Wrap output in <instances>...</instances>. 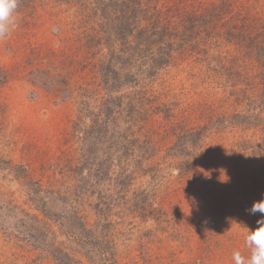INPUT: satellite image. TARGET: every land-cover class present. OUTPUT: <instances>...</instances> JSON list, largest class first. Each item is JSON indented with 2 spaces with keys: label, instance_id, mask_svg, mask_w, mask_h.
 I'll use <instances>...</instances> for the list:
<instances>
[{
  "label": "rangeland",
  "instance_id": "obj_1",
  "mask_svg": "<svg viewBox=\"0 0 264 264\" xmlns=\"http://www.w3.org/2000/svg\"><path fill=\"white\" fill-rule=\"evenodd\" d=\"M120 1L99 5L114 18ZM95 3L18 0L0 39V264L250 256L244 232L261 214L246 209L264 193V0H139L142 22L122 41L97 28ZM192 11L170 53L139 42L155 18L182 33ZM108 61L118 76L104 83Z\"/></svg>",
  "mask_w": 264,
  "mask_h": 264
},
{
  "label": "trees",
  "instance_id": "obj_2",
  "mask_svg": "<svg viewBox=\"0 0 264 264\" xmlns=\"http://www.w3.org/2000/svg\"><path fill=\"white\" fill-rule=\"evenodd\" d=\"M97 5H95L92 10L90 11L89 16L93 17L96 15H100V18H102L101 22L97 25V28L100 27V29H103L104 26H109V28H111V26H113L115 28V31L117 32V35L119 36V39L122 41L123 38L125 37L126 34H132L135 33L137 30V26L142 22L141 19L142 16L139 14V4L136 2H139V0H134L135 2L130 5L129 2L131 0H122L120 1L119 7L118 9H116V15L113 18L111 16V11H114L112 9L108 8V12H106L105 7H102L99 5V0H94ZM133 1V0H132ZM24 2L26 3L27 7H28V3L31 2V0H24ZM95 3V4H96ZM101 3V2H100ZM118 3V2H117ZM130 5V6H129ZM105 6H112V4L108 3L105 4ZM113 6H117L116 1L114 2ZM118 21H115V19ZM200 18V16H198L195 11H192L190 13H186L181 15V17L179 18V27H177L176 29H184V31L180 34H177L176 32H173L172 29L168 26V23L164 22L163 19L161 18H155L154 20H152L151 22H147L146 25L144 27H142L140 30H138L137 34H138V38H139V42L141 43L142 41H145L147 43V45H150V49L153 46H156V53L153 52V54H158V51L161 50V54H166L167 52H171L173 50L172 47V43H171V38L175 39H181L186 40L188 39V37L186 36L187 32L193 30L194 25L196 23V21ZM146 20V19H145ZM106 22V24H105ZM114 22H118L117 24H115ZM102 27V28H101ZM96 28H94L95 30ZM166 37V40L164 39ZM118 39V38H117ZM118 39V40H119ZM124 43V42H123ZM177 45V44H176ZM180 46L177 45V48H179ZM146 48H148V46H146ZM147 50V49H146ZM152 51V50H151ZM168 53V54H169ZM113 57V56H112ZM155 58H152V64H153V68H156L157 65H155ZM110 61H108L106 64H103V69L101 67V76H102V82L107 83V79L109 77V75H113V76H118V73H116V70L114 69V66L111 64L110 65ZM161 65H159L160 67ZM114 80V79H113ZM185 130H177V135H176V139H178L179 143L181 144L180 141H188L190 139V141H194V139H192V135L189 134V132H184ZM191 131V130H189ZM195 134H197L198 136V131L194 132ZM182 145V144H181ZM193 145V143H192ZM182 156L183 157H187L189 155V153L187 151H185L186 148H188V146H186V148H184V146H182ZM155 155V154H153ZM185 155V156H184ZM53 258L55 260V262L57 264H60V261L58 260V256L53 254ZM110 264H113L112 262Z\"/></svg>",
  "mask_w": 264,
  "mask_h": 264
},
{
  "label": "clouds",
  "instance_id": "obj_3",
  "mask_svg": "<svg viewBox=\"0 0 264 264\" xmlns=\"http://www.w3.org/2000/svg\"><path fill=\"white\" fill-rule=\"evenodd\" d=\"M17 6L18 0H0V39H5L14 30ZM246 211L251 215L261 214L256 220L258 226L254 229L246 228L244 232V241L250 256L234 250L232 259L234 264H264V193Z\"/></svg>",
  "mask_w": 264,
  "mask_h": 264
}]
</instances>
